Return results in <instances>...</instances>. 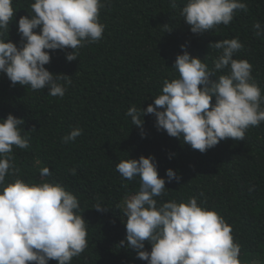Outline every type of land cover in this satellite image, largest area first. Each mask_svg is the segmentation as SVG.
Returning <instances> with one entry per match:
<instances>
[{
	"label": "trees",
	"instance_id": "16d2710c",
	"mask_svg": "<svg viewBox=\"0 0 264 264\" xmlns=\"http://www.w3.org/2000/svg\"><path fill=\"white\" fill-rule=\"evenodd\" d=\"M33 2L13 0L16 13L4 38L18 47V21L31 14ZM102 2L99 21L105 27L98 42L79 48L77 60L71 62L66 52L72 49L49 50L50 63L45 67L71 79L62 98L48 95L47 88L33 91L30 86H13L0 73V119L9 113L23 119L22 135L29 137L28 148L13 146L12 163L19 171L10 172L5 182L15 178L32 183L54 181L78 198L88 247L71 264H147L134 250L120 245L126 238L123 200L139 191L140 180H125L116 164L151 155L166 181V195L155 198L159 203L196 197L231 226L234 241L240 245L241 264H264V122L250 127L244 140H222L201 153L158 130L152 114L143 117L142 138L141 129L126 115L132 106L146 109L154 103L163 80L178 75L172 68L183 51L212 69L219 50L209 44L222 39L239 38L243 48L234 59L252 64V77L264 93V36L257 37L253 29L256 22L264 29V0H242L246 11H236L227 26L221 24L203 34L192 33L180 16L186 0H175L176 8L172 0ZM165 24L171 31L164 32ZM226 71H218L217 76ZM75 127L82 134L73 142H62ZM45 167L51 174L42 176ZM169 168L181 177L179 183L167 182ZM96 204L107 210L96 211ZM145 249L151 250L147 242Z\"/></svg>",
	"mask_w": 264,
	"mask_h": 264
},
{
	"label": "clouds",
	"instance_id": "9594fccd",
	"mask_svg": "<svg viewBox=\"0 0 264 264\" xmlns=\"http://www.w3.org/2000/svg\"><path fill=\"white\" fill-rule=\"evenodd\" d=\"M171 6L177 7L175 0ZM30 7L31 14L18 21V47L4 38L16 13L13 0H0V73L6 74L13 86H30L33 91L47 88L48 95L62 98L71 79L45 67L50 63L49 50L70 48L66 60H77L79 48L103 36L105 26L99 13L104 3L34 0ZM238 10H247L242 0H186L180 16L192 33L203 34L221 24L227 26ZM162 27L164 32L171 31L168 24ZM253 29L257 37L264 36L259 22ZM209 47L219 50L212 69L185 50L177 55L172 68L178 75L163 80L154 103L146 109H128L126 115L141 129L142 138L143 117L152 114L158 130L204 153L222 140H244L250 127L264 122V93L252 77V64L234 59L243 48L239 38L222 39ZM23 124V119L11 113L0 119V264H48L50 260L71 264L88 247L87 224L78 198L54 181L32 183L15 178L5 182L10 172L19 171L12 163L13 146L29 147V137L22 135L20 128ZM81 134L82 129L75 127L62 142H73ZM116 171L125 180H140L139 191L123 200L126 238L120 241L121 246L134 250L138 259L147 264H241L240 245L218 212L199 204L196 197L186 202L159 203L155 199L166 195V181L159 176L153 156L121 160ZM50 174L47 167L41 170L42 176ZM166 177L168 183L181 179L171 168ZM93 209L107 210L100 204ZM145 242L151 245L150 251Z\"/></svg>",
	"mask_w": 264,
	"mask_h": 264
}]
</instances>
